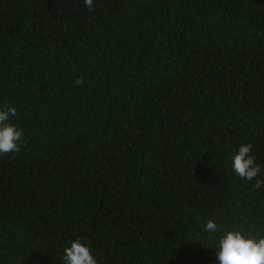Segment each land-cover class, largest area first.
Returning <instances> with one entry per match:
<instances>
[{"label": "trees", "instance_id": "trees-1", "mask_svg": "<svg viewBox=\"0 0 264 264\" xmlns=\"http://www.w3.org/2000/svg\"><path fill=\"white\" fill-rule=\"evenodd\" d=\"M5 103L0 264L77 239L98 264H220L209 219L264 237V0H0Z\"/></svg>", "mask_w": 264, "mask_h": 264}, {"label": "clouds", "instance_id": "clouds-1", "mask_svg": "<svg viewBox=\"0 0 264 264\" xmlns=\"http://www.w3.org/2000/svg\"><path fill=\"white\" fill-rule=\"evenodd\" d=\"M91 11L94 0H85ZM84 78L75 81L76 85H83ZM17 109L5 103L0 108V155L19 153L22 147L23 130L11 123V118L16 117ZM252 145H241L238 153L233 157V169L242 179L252 181L261 172L260 166L255 163L251 155ZM264 186V180H257L254 187L259 189ZM205 231L222 233L218 239V259L220 264H264V237L252 236L243 230L225 231L223 225H218L209 219L205 222ZM210 239L212 236L210 235ZM64 264H98L92 255L91 246L83 243L81 239L72 242L70 247L64 249Z\"/></svg>", "mask_w": 264, "mask_h": 264}]
</instances>
